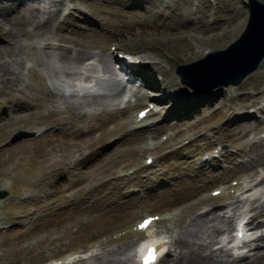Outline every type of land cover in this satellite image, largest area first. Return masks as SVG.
<instances>
[{"label":"rangeland","instance_id":"rangeland-1","mask_svg":"<svg viewBox=\"0 0 264 264\" xmlns=\"http://www.w3.org/2000/svg\"><path fill=\"white\" fill-rule=\"evenodd\" d=\"M72 1H74V5L76 4L77 7H74L76 9L72 8V14L64 17L66 19L63 18L62 20H59L58 12L60 9L63 10L65 3L67 2L66 0H51V1L50 0H35V1L34 0H25V2H21L20 0H0V7H2V5L3 6L20 5L21 6L20 8L22 10L27 8L25 13L30 14L29 22L31 21L27 26L28 28H32L36 24L42 23V22L46 21V19H49L51 17V19H52L51 23H49L47 25V26H50V30L52 28H55L57 25L73 26V27H77V29H83V28L85 29V26H87V27L92 28V29L97 28L98 30H100L98 28V26H99V24L101 25V22L102 23L104 22L102 16L97 17V16H93L92 14L85 16L84 12L86 13V8H85L86 4L84 3V1H82V0H72ZM99 1L101 4L107 6V9H109V7H113V3L111 2L113 0H99ZM155 1H157V0H155ZM164 1H166V2L168 1L167 3L169 5L163 6L165 8V9H163V15L161 14L162 16L161 15L159 16L161 19L159 17L157 19L160 21H165V22H167V20H168V23H170V21H171L172 23L176 24V26H180V29L182 32L183 31H185V32H183V33L181 32L183 34V36L181 38H178L177 36H175L173 38L167 39L166 36H162V37L157 36L155 38V40H150L146 44V47H143L142 49H144L143 50V53H144L143 58L145 60L150 62V64H152L151 62H154L156 64L161 63L160 65L166 66L168 68L167 72L168 71H169V73L171 72L170 74L172 76H174V75L177 76V74L174 71V66L176 64L186 63V62L192 61L193 59L195 60V59L199 58L201 55H203L204 53H206L207 51L218 49V48H224L225 46H227L233 39H235L239 35L241 29L243 28V24L245 23V20L247 18V14H246L247 10H246V7L241 0H211V1L210 0H173V1L172 0H164ZM261 1L264 2V0H261ZM136 2H138L139 5H132V7H128L127 9L128 10L135 9V10H138V11L140 10L143 12L145 10L146 6L148 5L149 8L146 9V13H147V11L150 8H152V6H153L152 5L150 7L147 0H136ZM158 3L159 2L157 1V4ZM155 4H156V2H155ZM29 9L31 10L30 13H28V11H30ZM148 13L149 14L147 16L150 17L151 12H148ZM169 15H171V16H169ZM82 19H84V20H82ZM185 19H186V21H184ZM191 19H192V21H191ZM198 19H200V20H198ZM65 21H67V22H65ZM175 22H177V23H175ZM189 26H190V28H189ZM207 27H209V28H207ZM3 28H5V29L8 28V25H5L3 23V21L0 20V29L2 30ZM218 28H220L221 30ZM1 30H0V47H10L14 50L13 51L14 54L6 53V54H4V56L0 57V65L5 66L9 71V73H7L5 75L0 74V88L3 86L2 82H12V83H14V86L16 84V86L14 88L24 89L23 90L24 92L22 93L21 91H17L11 87H8L6 91L4 90V92L6 93V99H2V97H4V96H2L0 94V100L2 99V101L8 102V106L9 105L12 106V103L10 102V100H8V99H10V97H17L19 99L29 100V101L32 99L31 93L33 91L31 90V87L33 84L32 81H33L34 76L32 75L33 71H31V68H35V67H36L35 70L39 74H41L40 81L42 83L43 88L45 90L52 91L54 94L53 99H52L53 101L51 100V98L46 99L48 102L46 101L45 104L43 103V105L40 104L42 106V108H41V106L37 107V109L41 108V110L44 111L45 113L50 108H52L53 110H57L59 112L60 115H58L57 118H61V117H65V115H66L65 113H61L65 110L64 108L70 107L73 109L75 114H77L79 116L89 115V114L92 115V114L97 113L95 111H100L103 108L111 109L115 106V104L118 103L120 93H121V91L119 89H121L123 87V85L121 82H119V80H116V78H115L116 74L114 72V62L112 59V54H110L108 52L107 48L102 50V48H100L99 46L94 45V46L88 47L87 49H82L79 46L72 45L71 43H68V42H65L62 44L61 43L51 44V47H50V45H48L47 43L51 38L57 39V41H59V37L53 33L48 32L45 35L43 34V36L40 34L39 36L33 35V37H29V36L28 37H26V36H19L18 37V35H13L15 37H13V36L11 37L9 35L4 34V30H3V32ZM219 31H221V33ZM172 32H175V31L173 30ZM212 32H216V38L214 39V41H212L213 39L210 38ZM104 36H106V34H104ZM138 37L141 38V35H137V37H135V40H134L135 43H137V41H139ZM119 38H116L113 40L107 39L104 44H107L110 42L112 44H114L116 40H120ZM58 44H60V45H58ZM116 48H120V47L116 46ZM120 49H122V48H120ZM33 50H34V52H33ZM66 50L70 53V55H74L78 51L80 52L82 50H86V51L88 50L87 54L90 55L88 58H92L93 62L90 65H88L87 67H83V68L80 67L81 61H83L85 59L84 55H85V57H87L86 56L87 54H84L81 59H78V60L75 59L76 61L73 60L74 61L73 63L68 61L71 64H69L65 60L62 61L59 57L60 53H62L63 51H66ZM198 50L199 51L202 50V51L199 52ZM197 52L199 53V55L194 56L195 58H192L191 56L195 55ZM202 52H203V54H202ZM27 53H28V55H27ZM102 58L107 60V62H104V60ZM36 61L38 62V64ZM93 68L100 69V71L102 73L106 72L105 73L106 79H104L100 83H98L99 89L95 90L94 92L83 93L82 95L81 94H74L71 92L64 93L61 90H59L53 83V81H55V80H62V81L73 80V79L77 78L79 75L86 79L90 75L89 71ZM80 70H82V71H80ZM30 73H31V75H30ZM177 78H178V76H177ZM116 86H118V87H116ZM263 90H264V57L260 61L257 68L255 70L251 71L249 74H247L239 84L230 85V86L228 85V88L221 90L222 93H219V91H215V93H217V94H215V95L213 94L212 97L209 98V100H207V101L204 100L201 103H199L200 101H196V99H195V102L199 103V104L195 105V107L193 106L192 108H190L187 111V114H190L189 116H183L180 119L176 120V119H173V115L170 114V115L166 116L165 118H162L160 120V124H161L162 128L158 130V134L156 137H158L160 135V133H162V131H164L165 129L171 128L170 126L173 125L175 123V121L176 122H180V121L186 122L187 121L189 124L188 128L194 126L196 124V122L195 123H189V121H197L195 119L197 116H200V114H201L200 117L207 115V113L209 111L208 110L203 111L204 109H213L216 105L222 106L223 104L221 103V101L224 100V96L230 94V95H232V96H230V99H232V102L228 103V104L230 106H232L230 108V111L235 112L234 113L235 116L232 115V116H234V118L233 119L230 118L229 120L224 122L222 125H220V127L218 126L216 128H212V129L215 131L214 132L215 135H222L221 131L224 130L223 127H225V125L227 124L231 128H233L235 126L237 128L239 126L242 127V133L238 135L239 137L236 136V139L238 138L237 139L238 141H236V139L233 141V143H235V146L234 145L231 146L229 143L233 144L232 142H229L227 139H223L222 137H220L222 140V143L225 144V146H226L224 148L225 152H224L223 156H221V159H218V162H217L218 167L215 169H209V170H210V172L214 171L213 173L216 172L217 174H221V172L225 169L227 170L228 167L233 168V171H231V169L226 171L225 174L228 175V177L225 179H229L236 174H239V175L244 174L245 175L246 172L251 170L254 166L264 163V158L257 159V157H258L257 152L258 151L261 153H264V139L261 137V129H262L261 127H262V123H263V122L261 123V121H263V120L259 121L254 116H251V114H249L250 112H248V111H250L248 109L249 107L257 104L258 102L260 103L261 101H264V91ZM191 91H194V89H191V88L187 87L186 85L181 90L182 93L183 92L185 93V97H187V94ZM262 91H263V93H262ZM189 95L191 96L190 93H189ZM198 96H199V94H198ZM250 97H252V98H250ZM168 98L169 97H166V100H168ZM253 98H254V100H253ZM218 102L221 104H218ZM162 103L163 104L165 103L166 109L168 108L167 106H170V104H171L169 102L167 103V101H164ZM162 103H161V106H162ZM193 103L194 102H191L190 104H193ZM3 105L5 106V109L4 108L1 109V107H0V116L9 115L11 112L13 114H15L16 109L14 110L12 107L9 108L7 106V104H3ZM230 106H225L221 109L222 110L224 109L223 111H226ZM11 108L13 109V111H10V110H12ZM7 110L10 112H8ZM25 110H28V109H25ZM123 110H125V112H126V109H123ZM129 110H131V108H129ZM177 110H179V108L176 107V105H175V108H173L172 111L175 112ZM126 113H128V112H126ZM125 114H124V117H125ZM174 114H176V113H174ZM261 115L264 117V112H262ZM52 118H53V116H52ZM54 118H56V117H54ZM41 119L42 120L40 121V123H37V124H35L34 121L32 120L30 125H32V123H34V125L32 126V128H28V129L27 128L23 129L22 127L19 128L16 126H12L11 129H13V131H11L9 135H7L6 139L1 141L2 147L0 146V151L17 147L18 145H20L24 142L30 141V139L37 138L41 134L37 135V136L32 135V130H37L38 127L44 128V127H48L50 125H53V126L55 125L54 126L55 128H53L54 130H52L51 132L49 131V129H47L43 132L44 135L49 134L47 138L45 137L46 139L50 138V134H51V137L53 138V139H51V142L47 143V142H45L46 140H42L43 143L47 144V146H46L47 149H50L52 147V145L54 144L53 148H51L52 150H48V152L46 153L45 156L39 155V157H37V159H35V161L36 160L40 161L41 159H46V160L50 159L52 161L58 160L62 153L67 154L68 152L66 153L65 151H61L60 149H56L58 147L57 143L63 142V140L62 141L60 140L62 138L61 136H59L60 139L57 140V137H58L60 132L57 133L58 130L56 129V127H57L56 123L51 122V121H53V119L52 120L47 119V118H44V119L41 118ZM214 119H215V117L211 118L210 122H212V121L214 122ZM81 120H82V118H79V120H73V123L76 126L71 125V123H68L67 125H71L72 129H75V128H77V126H80L82 124L80 122ZM220 121H222V120L220 119ZM48 122H50V125L46 124ZM257 122H260V124H256ZM183 123H181V124H183ZM45 124H46V126H45ZM59 124L61 126V124H63V123H59ZM244 125L246 128L244 127ZM82 128H83V130H86L84 127H82ZM178 128L180 129L181 125L178 126ZM18 130L31 132V135L25 136V137L20 138L18 140L12 139V136ZM78 132H80V131H78ZM137 133L140 134V135H136L137 137L144 138L143 133H141V132H137ZM243 134H245V135H243ZM98 135H99L98 131H94L92 133V136L95 139L98 138ZM149 135L152 136L151 133H149ZM88 137H90V135H88V132H87V133H80L77 141H74L71 139L69 141L67 140L68 141L67 145L69 148L68 150L71 151L70 154L82 155V154H79L81 151L80 147H83L87 144V142H88L87 138ZM116 138L117 137H115L114 135H110L107 138H104L103 141L99 142L95 146L96 153L94 155H92L93 157L91 156V154H89L86 158L84 156V159L82 161L83 163L81 162L80 165L76 166L77 167L76 171L81 172L85 176V181H83L84 180L83 177H81L80 179L77 180L74 177L75 173H76L75 168L73 169V167H71L72 170H70V171L71 172L74 171V173L70 174L71 176H73V177L70 176V178L73 180H76L77 183L75 181V183H73V185L75 184L74 186L71 184L72 187L69 185H65L66 190L59 191V190H61V187L65 183H67V177H68L67 172L63 171L60 176L56 175L54 173L55 174L54 176L51 175L50 177H48L46 179V181L43 180L44 181L43 183L41 181H38V180H34L31 183L28 182L29 186L35 185V186L42 188L44 191L48 190L47 184L53 185L54 187L57 188L56 189L57 191L54 193L52 192V194H50V195H45L48 193L43 192V191L35 192L34 190L30 189L29 187L22 185L20 187L19 192L16 194V196H18V198L14 199V201L12 199L13 192H11L10 189H4V188L0 189V191L4 192V195L2 198L5 197L7 199L6 201H5V199H3V200L5 202H8L9 200H12V202L20 201L23 204L27 205L26 206L27 208L28 207L30 208V210H31L30 212L34 211L33 210L34 207L35 208L39 207L41 212H43V213L46 212V215H49V212L52 209L50 208L51 210H49L47 207H49V205H51V207H53L59 201V200L57 201L58 197L61 196L59 193H65V194L70 193L71 194V193L75 192L79 186H83L85 184L89 185L90 183H93V185H95V184L99 185L100 179H103L106 175H111V172L114 170L113 168L114 167L116 168L117 165H124L125 164V165L129 166V165L134 164L132 161H128V159L125 156H122L121 154L117 153V152H119L116 149L119 147L118 146L119 140L118 139L114 140ZM189 145H191V147H193V145L191 143ZM63 146L64 145H62V147ZM123 147H125V145H122L119 148H123ZM169 148H171V147H169ZM193 148L184 149V150H182L181 154H183L184 151H187V150H190ZM194 151L195 150H193L192 152L194 153ZM113 152H114V154H113ZM35 153L36 152H34V151H30V152L26 151L24 155H25V158L27 160H29V158H32ZM85 153H88V152L84 151L83 155ZM108 153H112V156H108L106 159H104V157ZM190 156H191V154H190ZM100 157H101V159L103 157V160L101 162L100 161L96 162V160ZM142 157L143 156L139 155V153L137 152L135 154V158H134V160L136 162L135 161L134 162L137 163L139 160L141 161L143 159ZM228 157L230 158V160H228ZM20 158H21V155H17L16 158L13 155V156H11V158L9 160H6V162L3 165H1V167L3 166L5 168L7 165H9V169H12V168L18 169L20 167V164L21 165L25 164L22 160L18 161V159H20ZM187 158H189V157H187ZM187 158L185 156L181 157V158L178 156V158L176 157L174 159H181V161H184V159H187ZM22 159H23V157H22ZM254 159H256L255 161L257 163L252 162ZM188 161H189V159H188ZM67 164L68 163H66V166H67ZM223 165H224V167H223ZM111 166H113V167L110 168ZM127 166H125V167H127ZM185 166H186V164L184 163V167L182 168L181 171L184 172L185 176L190 177V178H191L192 174H194L198 170H200L201 172H204V174H206V172H208L207 171L208 168H206V166H204V165H200V167H198L196 169H193L194 167H188L187 168ZM233 166H235V167H233ZM102 167H106V170L104 171L105 173L103 175L99 174ZM95 168L96 169L98 168L97 170H94L98 173V175L92 179V175H94L96 173V172L94 173V171H93V169H95ZM108 169H109V171H108ZM203 169H204V171H203ZM192 171H193V173H192ZM114 172H117V170H114L112 173H114ZM143 172H145V171H143ZM170 172L172 173V171H170ZM170 172H168L167 174L165 173L167 176L166 175L164 176V174L163 175L161 174L162 176L160 175L161 176L160 179H161L162 183H165V184L161 185L159 182V185H158L159 187L168 186V185H166V183H170V185H172V182L173 183L176 182L175 181L176 177H174L175 179L170 177L171 176ZM210 172H208V174ZM177 173L178 172L176 171L175 174H177ZM4 174L5 175H3V173L1 174V172H0V179L2 180V181H0V184L1 185H9L10 178L8 176L10 174H8V171H6V172L4 171ZM208 174H206V176L205 175L203 176L206 178V179L204 178V180H207L208 177L210 178L212 176V175H208ZM136 178L138 179L139 177H136ZM109 179L115 180V182H108ZM123 179H125V178H123ZM29 180H31V179H29ZM117 181H119V180H117ZM146 182H148V181H146ZM198 183H201V182L198 181ZM263 183H264V174H261L258 177L254 178L253 180H251V182H250V184L252 186H254V188H255V193L253 194V196H251L249 198L241 197L239 199H237L236 196H234L231 198H227V200L225 198L218 199L216 201L212 200L207 205L209 207V210L207 211V213L199 214L198 209L193 208V210L191 209L189 211L188 210L184 211L183 215H181L179 218L177 216L176 217L177 221L175 220V223L177 224V231L173 233L172 242H171V245L169 248L170 253L165 258V262H167V261L170 262L171 258L177 259V257L182 255V253L186 252L185 251V250H187L186 246H190V245H194L195 247L198 245H203L202 246V253L212 255L213 261L210 264H242V263L250 264V263L256 261V260H254L252 262H249L254 257V255H256V253L258 254V253H261L264 251V246H263L264 245V234H260V232L262 231V228L264 227V210H263L264 209V198H263V194H262L263 192L261 190V186H263ZM128 184H131V183H128ZM144 184H146V183H144ZM150 184H152V183H150ZM125 186L126 185H120L119 189L121 191H123L126 188ZM117 187H118V183H116V179H114L113 176L109 177V178H107L106 182H102L101 185L99 186V188L94 190L95 193L93 191V195L91 194L92 192L91 193L89 192V194H88L89 196L87 195V197H86L87 199L85 197L81 196V197H79V199L83 198V199H81L82 201L78 199L77 203H74L73 206H70V207L66 206L68 208H64V209H65V211H67L71 208H74L79 203H82V206H84V205L89 206L91 204H93V206H94L96 204H100V202L102 201L101 195L105 196V197L107 196V198L103 197L104 198L103 199L104 204H102V206L103 205L104 206L105 205L111 206V205H113V203L117 205V203L120 204V203L129 202L128 200H130V198H133V197H135V199H136V196H134V195H131L128 198H126V196H121L118 192L119 189ZM58 188H60V189H58ZM111 188H116L114 190H117V191H114V193H113V191H110ZM62 189H64V188H62ZM158 189L159 188H157L156 190H154L152 192H146L145 194H154ZM90 196H92V197H90ZM63 198H64V200L66 199L65 197H63ZM90 198H92V199H90ZM117 199H118V201H117ZM124 199H126V200H124ZM145 199H143L141 201L135 200L136 203H134V204H136V205L132 206L128 210H135V208L138 205L142 204L143 202H145L147 204L150 203L148 200L149 198L146 200ZM113 200L116 201L117 203L114 202ZM193 202H194V200L192 197L191 199H188V201H186L184 203H180V204H179V202H176L174 204L173 203H171V204L167 203L168 205H165V208H167V206L179 204V206H180L179 208H181V213H182L183 207L185 205H187L189 203H193ZM235 203H237L238 204L237 206H239V207H241L243 204L246 203V204L251 206V209H249L247 211H252L253 213H255L259 209H261L263 214L259 215V212H258V215H255L256 217H255V219H253V221H254V223H257L259 221V224L256 226V229H252L248 233V236L257 234L256 240H257L258 244L260 245V247L251 253L253 255L250 256V260L245 259V260H241V261H233L232 262V261L228 260L227 250H225V247H223L224 243L222 245H220V244L225 238L229 237V230L231 229V226H232L233 214H235V212L236 213L239 212V211H235V207H236ZM66 205H71V204H70V202H68V203L66 202ZM222 206H224V208H222ZM165 208H163V209H165ZM59 210H62V209H60V208L55 209V212H60ZM153 210H158V209H153ZM18 211H20V207H17L12 212H8V217H7L8 221H10L9 217L15 216ZM91 212H92L91 210L90 211L83 210V211L76 213V215L78 217L77 221L79 220V222H80V220L83 218V220H81V222L82 223L87 222V218L89 220ZM244 212H246V211H244ZM28 213L25 216L24 215H16L15 218H16V221H18L19 219H21V220L24 219L26 216H27V218H31L33 216L32 220L34 223H32V226L30 228H28V229H32V230H28V229L23 230V226L21 229L20 225L17 224L16 222H14L11 225V227L8 228V229H10V230H8V233L0 234V239H5V240H7V238H6L7 236L13 235L11 237L15 238L16 234H18L19 235V238H18L19 242H17V243H13L12 241H10V242L13 245L17 244L16 246H19L21 249L20 250L19 248H15L16 251H14L15 249L13 250L11 248L12 250L9 249L10 252H8L9 250L8 251L6 250V251H4L5 253L4 252L2 253V250H0V264H28L29 262H31V260L33 258L32 256L36 255L38 252L42 254V257H43L42 260L49 257V256L51 257L52 255H54L56 253H61L64 250L69 249V248L64 247L63 244H66V243L64 242L65 239L63 240V237L68 238L69 240L72 237H77L80 241L82 240V242L78 243V244L85 246L86 242L89 243L93 239V237L97 236V235H93L92 237L83 241V237L81 236V233L84 234L90 228L89 226L82 227L81 233L77 232V229H76V232L72 231L71 234H68L66 231L67 227H65V225H68L69 226L68 228L72 230V227H71L72 224L73 225L76 224V223L75 224L73 223V217L72 216L70 218H67V219L63 218L62 221L58 225H56L53 223V219H54L53 217H57L58 215H56L54 213L51 214L53 216V217H51L52 218L51 220L45 219L44 221H42L41 217H45L46 215L40 213V216L38 215V217H37V214L35 212L31 213L30 215H28ZM93 213H95V212H93ZM96 214H98V213H96ZM81 215H82V217H81ZM0 216H1V214H0ZM58 220H61V219H58ZM123 220H125V218H122L121 216L116 215L115 217H113L111 222L113 223V225H115L117 223L120 224V222H122ZM41 222L43 225H41ZM261 225L263 227H261ZM211 226H213V229H215V230H213L211 228ZM75 227H78V226H75ZM112 229L116 230L114 227H112L108 231H110ZM4 230H7V229H4ZM1 231L2 230H0V232ZM30 231H32V232H30ZM28 232H30V233H28ZM20 233H23V234L25 233L26 237L25 236L20 237ZM103 234H104V232L98 234V236H101ZM56 240H58L60 242L59 246H56L55 243H53V241H56ZM129 240H130V238L126 237L122 241L123 244H122V242L120 243V241H116V242H113L112 244H108V245L103 247V253L98 254L96 257L91 258L90 260L81 259V260L75 261L73 264H112L113 262H114L113 264H115V263L116 264H132L133 263V247L131 245V240L130 241ZM180 240L183 243H185V245H183V243ZM254 241H255V239H254ZM175 242L178 243L177 245H179V247L176 246L174 248V246L176 245ZM56 244H58V243H56ZM1 247H2V249L4 247H5V249L10 248V246H4V245L3 246L0 245V248ZM27 247H28V249H26ZM61 247H62V249H60ZM58 249H60V250H58ZM178 263L184 264L182 262H178ZM31 264H37V263L33 262ZM172 264H173V261H172Z\"/></svg>","mask_w":264,"mask_h":264},{"label":"bare ground","instance_id":"bare-ground-1","mask_svg":"<svg viewBox=\"0 0 264 264\" xmlns=\"http://www.w3.org/2000/svg\"><path fill=\"white\" fill-rule=\"evenodd\" d=\"M82 1H84V3L86 4L85 5L86 13L84 12L85 16H87L89 14H92L93 16H97V17L98 16H102L104 22L103 23L101 22V25L99 24L98 28L100 30H98L97 28L92 29V28H89L87 26H85V29L84 28L83 29H77V27L65 26V25H57L55 28H52L50 30V26H47V25L49 23H51V20H52L51 17L50 18L48 17L49 19H46V21H44L42 23L36 24L32 28H28L27 26L31 22V21L29 22L30 14H26L25 12H26L27 8L22 10L20 8L21 7L20 5H17V6H3L2 5V7H0V20L3 21V23L5 25H8V28H6V29L3 28L2 30L1 29L0 30L2 32L4 30V34L9 35L11 37L13 35H18V37L19 36L33 37V35L34 36H36V35L39 36L40 34L43 36V34L45 35L46 33L50 32V33H53V34L57 35L59 37V41L61 40V41H64V42L71 43L72 45L79 46L82 49H87L88 47L97 45L100 48H102V50H104L106 48L108 50L109 46L112 43L110 42V43L104 44L105 41L107 39L113 40V39H116V38L120 37L119 38L120 40H116L115 43H114V45H115V48H114L115 55L120 53V52H128V51H131L133 49L146 47V44L150 40H155V38L157 36L158 37L159 36L160 37L166 36L167 39L168 38H173L175 36H177L178 38H181L183 36L182 33L185 32V31L182 32L181 29H180V26H176V24L172 23L171 21H170V23H168V20H167V22H165V21H160V20L157 19L161 14L163 15V9H165L163 7V3H164V5H169L164 0H157L159 2L158 4H157V1H155V0H147L148 4L150 5V7L153 5L152 8H150L147 11V13H146V9L149 8L148 5L146 6V8H145V10L143 12L140 11V10L139 11L135 10V9H132V10H128L127 9L128 7H132V5H139V3L136 2V0H113V1H111L113 3V7H109L110 10L107 9V6L101 4L99 0H82ZM155 2H156V4H155ZM74 6H76V5H74ZM155 7L159 8L160 10H154ZM30 12H31V10L28 11V13H30ZM148 12H152V18L147 16L149 14ZM169 16H171V15H169ZM64 19H66V18H64ZM198 20H200V19H198ZM184 21H186V19ZM191 21H192V19H191ZM65 22H67V21H65ZM175 23H177V22H175ZM189 28H190V26H189ZM207 28H209V27H207ZM218 29H220V28H218ZM173 30L175 32H172ZM219 32L221 33V31H219ZM104 34H106V36H104ZM137 35H141V38L138 37L139 41H137V43H135L134 40H135V37H137ZM211 36H210V38H212L213 39L212 41H214V39L216 38V32H212ZM13 37H15V36H13ZM116 46H119L122 49L116 48ZM13 51L14 50L12 48H10V47H0V57L4 56V54H6V53L14 54ZM87 51L86 50H82L80 52L79 51L76 52L74 55H70V53L66 50V51H63L62 53H60L59 57H60V59L62 61L65 60L66 62L69 61V62L73 63L74 62L73 60L81 59L84 54H87L88 53ZM201 51H199V52H201ZM33 52H34V50H33ZM202 54H203V52H202ZM27 55H28V53H27ZM197 55H199L198 52L195 55H192L191 57L195 58L194 56H197ZM86 56L87 57H85V55H84V58L88 59V57L90 55L87 54ZM103 60H104V62H107V60H105V59H103ZM37 64H38V62H37ZM69 64H71V63H69ZM142 67L139 68L136 72L138 74H143L144 76H146V79H145L146 82H148L149 76H151V75L154 76L156 78V81L153 80V81H150L149 83H150L151 86L152 85H155V86L158 85L159 86L158 88H160V90H161V95L162 96H168V97H173V98L175 96H177V95H173L172 94V90L174 88L180 87L176 83L177 77L175 75L172 76L170 74L171 72L170 73H169V71L167 72V67L162 66V65H160L158 63L157 64L156 63H152L151 65H148V66L145 64ZM35 69H36V67L35 68H31V71H33L32 75L34 77L32 76L33 77V81H32L33 84H32L31 90L33 92L31 93L32 94V99L30 101L29 100L19 99L17 97H10V99H8V100H10V102L12 103V106H10V105L8 106V102L2 101V99H6V93L4 92V90L6 91L8 87H11V88H13V89H15L17 91H21L23 93L24 89L14 88L16 86V84L14 86V83H12V82H2L3 86L0 88V94L2 96H4V97H2V99L0 100V107H1V109L2 108L5 109V106L3 104H7V106L9 108L12 107L14 110L16 109V111H15V114H13L11 112L9 115L0 116V146H1V141L6 139L7 135H9L11 131H13V129H11L12 126H16V127H19V128L22 127L23 129L24 128L28 129V128H32L34 123L35 124L40 123V121L42 120L41 118H43V119L47 118V119H51V120L53 119V121H51V122H55L56 125H57V127H56V129L58 130L57 133L60 132L58 137H57V140L60 139L59 136L62 137L60 140L61 141L63 140V142H58L57 143L58 147L56 149H60L61 151H65L66 153L67 152L68 153L67 154H63L62 153L58 160H53L52 161L50 159H47V160L46 159H41L40 161H37V160L35 161V159H37V157H39V155H44L45 156L46 153L48 152V150H52L51 148H53V146H54V144H53L50 149L46 148L47 144L43 143L42 140H46L45 142L49 143V142H51V139H53V138L51 137V134H50V138L46 139L49 134L48 135H44V133L42 135L38 136L35 139H30V141H27V142H24V143L18 145L17 147L10 148V149H7V150H1L0 151V172H1V174L3 173V175H5L4 171L5 172L8 171V174H10L8 176L10 178V180H9L10 182H9V185H1L0 184V189H3V188L4 189H10L11 192H13V197H12L13 201H14V199L18 198V196H16V194L19 192L20 187L22 185H25L26 187H29L30 189L34 190L35 192L43 191V192H46L48 194H52V192L53 193L56 192L57 188L54 187L51 184H47L48 190L44 191L42 188H40L38 186H35V185H30L29 186L28 182L31 183L34 180H38V181H41L43 183L51 175L54 176L56 174V175L60 176L63 171L67 172V176H68L67 177V183H65L61 187V190H59V191L66 190V186L65 185L71 186V184L73 185V183H75V181H76V180H73V179L70 178V176H71L70 174L74 173V171L71 172L69 170V168L66 167V163L69 164V163H71L72 160H74L75 164H79L80 165L81 162L84 159V156H85V155H83L84 151L88 152L87 155L85 156V158L89 154H91V156L94 155L96 153L95 146L99 142L103 141L104 138H107L110 135L118 134V136H119V138H118V140H119L118 146L121 147L122 145H125V147L116 148L119 151L117 153L121 154L122 156H125L128 159V161H132L135 158V154L137 153V150H142V151L148 150L146 147H140L139 143H141L143 141V139L147 135H149V133H151V135H152L151 137H156L157 134H158V130L162 128L161 124L156 123V125L151 126V127L147 128V129H143V130L133 129L131 126L130 127L128 126V125H130L131 121L128 123L127 121L123 120L125 110H123L122 108H111V109L103 108V109H101L100 111H98L95 114L79 116V115L75 114V112L73 111L72 108L65 107L64 108L65 110L63 112H61V113H65L66 115H65V117H61V118H57L58 115H60L57 110L51 109V110H48V112L46 111L47 113H45L44 111L41 110V108H42L41 105H43V103L45 104V102L47 101L46 99L51 98V100H52L54 94H53L52 91L45 90L43 88L42 83L40 81L41 74H39ZM7 73H9L8 69L5 66L0 65V74L1 75H5ZM30 75H31V73H30ZM116 87H118V86H116ZM223 88H225V87H222V89ZM215 91H219L220 92L219 88L218 89L216 88V89H214V91L212 93H209V94L213 95V94H215ZM263 91H262V93H263ZM154 93H157V92H154ZM191 93H192V91H191ZM220 93H222V92H220ZM188 94H187V97H185V93L183 92L182 95H181V98L173 99L171 104L173 103V105H176L178 103L179 104L180 103H184L185 105H188V103L191 101V99L189 98ZM209 94L206 95V99L209 97ZM136 96H137L138 100H142V103L145 101V99L147 97V96L141 95V94H136ZM158 97L161 98V96H158ZM250 98H252V97H250ZM253 100H254V98H253ZM229 102H230L229 100L228 101L222 100L221 103L223 104V106H226V104H228ZM218 104H219V102H218ZM39 106H41V108L37 109V107H39ZM25 109H28V110H25ZM205 110H208L209 112L207 113V115H204L203 117H200V119H199L200 123H201L200 125L195 124L194 126L188 128L183 133V132L180 131L181 128L180 129L178 128V126L181 125L180 123H183V122H181V121L180 122H176L175 121V123L170 126L171 128L175 129V132L173 133V137L169 136V138H167L164 141H160V142L159 141H155V142H152L150 145H148L149 147L153 148L154 153L156 154V160L155 161L162 160V166L159 165V167L161 169H164V171L167 169L166 172H168V169H170V171H172V173L174 174L172 176L176 177V180H175L176 182L173 183V186L163 187V188L160 187L154 194H145L144 197L146 199L149 198L148 200H149L150 203L147 204V203L143 202L142 203L143 205L142 204L138 205L135 208V210H128L132 206L136 205V204H134V203H136V201L143 200L139 196H136V199H135V197L130 198V200H128L129 202H125V203H120L119 204V203H117L116 201L113 200L114 202L117 203V205L113 203V205H111V206L110 205L109 206H106V205L102 206V204H104L103 203L104 202V200H103L104 198L103 197H105V196L101 195L102 201L100 202V204H96L94 206H93V204H91L89 206H87V205L82 206V203H79L74 208H71V209H69L67 211H65V209L63 208L64 210H59L60 212L52 211L50 209L51 207L49 206L47 208L49 210H51V211L49 212V215H46L45 217H41L42 221H44L45 219L51 220L52 219L51 217H53L51 214L54 213V214H56L58 216L57 217H53L54 218L53 219V223L58 225L62 221L63 218L67 219V218H70L72 216L73 217V223L74 224L76 223L77 225L76 224L75 225L72 224L71 227L73 228V226H78L77 227V232L81 233L82 227H86V226L90 227L84 234L81 233V236L83 237V240L88 239V238L92 237L93 235H98V234L103 233V232L106 235H110V234H107L106 232H107V230H108V228L110 226H113V223L111 221H112L113 217H115L116 215L121 216L122 218H125V220L120 222V223H123L125 221L132 220L135 216H137V211H138L139 207L143 208V206H149V207H152V208L154 207L153 209H160V208H165V205H168L167 203H170V204L171 203L174 204L176 202H179V204L180 203H184V202L188 201V199H191L192 196H194L196 193H197L196 195H198L200 193L199 191L201 189L203 190L204 188H206L209 185H215L216 186L219 180H223L224 177L227 176L226 174H223V175L220 174V176H214L212 178L210 177V180H204V178H205V177H203L204 176V172H201L200 170H198L190 178V177L185 176L184 172L181 171L182 168L184 167V163L186 164L185 167H187V168L189 167V166H187V164L189 165V162H187V160H185V159H184V161H181V159H174L176 157L178 158L179 153L181 154V151L183 149L182 147L179 148V149L173 147L174 143H178L182 139H184L185 137L190 136V135L194 134L195 132H197L198 130H201V129H204V128L206 129V130H203L204 133H205L207 130H209L208 127H209V125L211 123H216L213 126H217L219 123H222V121L219 122V118L220 117L221 118L224 117V115L226 114V112H225L222 115L221 108H219V109H217L215 111L214 110L212 111V109H204L203 111H205ZM160 111H161V109H159L157 111V113L158 112L160 113ZM8 112H10V111H8ZM51 115L53 116V118H52ZM149 115H150V112L147 115V118L149 117ZM136 116H137V114L135 115V117H133V120L142 121V120H139L138 117H136ZM54 117H56V118H54ZM214 117H215L214 121H217V122H213V121L210 122L211 118H214ZM79 118H82V120L80 121L82 124L80 126H77V128L72 129L71 125L76 126L73 123V120H79ZM32 120L34 121V123H32V125H30ZM197 122H199V121H197ZM59 123H63V124H61V126H60ZM68 123H71V125H67ZM46 124L50 125V122H48ZM46 124H45V126H46ZM245 125H244V127H245ZM54 126L50 125V132L52 130H54L53 129V128H55ZM82 127H84L85 129L89 130L88 131V135H90V137L87 138L88 139L87 144L85 146H83V147H80L81 151H80L79 154H82L81 156L83 157V158L80 157V158H82V159H80L79 157H75L74 154H70L71 151L68 150L69 148H68L67 143H68V141L70 139L74 140V141H77L78 136L81 133V130H83ZM196 127H197V129L193 130ZM223 129L224 130L221 131L222 135H216L217 139L218 138L220 139V137H222L223 139H227L229 142H232V143L236 139V136H238L239 134L242 133V127H240V126L238 128L236 126L231 128V127H229L226 124L225 127H223ZM77 130L80 131V132H78ZM189 130H191V131L189 132ZM94 131H98V134H99L98 138H96V139L93 138V136H92V133ZM137 132L143 133L144 134V138L137 137L136 135H140ZM188 132H189V134L184 136ZM243 135H245V134H243ZM177 137H181V138L177 139ZM170 139L175 140L174 142H172L173 144H169L170 143ZM237 139H236V141H238ZM135 144H137V146ZM167 144H169V146H171V148L163 149L164 147L167 146ZM233 144H235V143H233ZM62 145H64V146L62 147ZM190 148H192V147H190ZM203 148H205V145L200 146V147H196L195 149H197V150L199 149V152H201ZM26 151H29V152L30 151H34L36 153L33 155L32 158H29V160H27L25 158V155H24ZM257 153H258L257 159L264 158V153H261L259 151ZM113 154H114V152H113ZM13 155L15 156V158H16L17 155H21V158L18 159V161L22 160L25 164L24 165L20 164V167L18 169H15V168L9 169V165H7L5 168L3 166L1 167V165H3L6 162V160H9L11 158V156H13ZM108 156H112V153L106 154L104 159H106ZM22 157H23V159H22ZM170 158H172L174 160H171ZM102 160H103V157H102V159L100 157V158H98L96 160V162L97 161L101 162ZM228 160H230V158H228ZM255 160L256 159H254L252 162H256ZM112 167L113 166H111L110 168H112ZM233 167H235V166H233ZM97 169L95 168V169H93V171L97 170ZM109 169H108V171H109ZM155 169L156 168H154L153 172L155 171ZM76 170H77V167H75V171ZM105 170H106V167H102L101 171L99 172V174L103 175L105 173L104 172ZM176 171L178 172L177 174H175ZM203 171H204V169H203ZM231 171H233V169H231ZM95 172L96 171H94V173ZM156 172H158V171H156ZM192 173H193V171H192ZM207 174H208V172H207ZM97 175H98V173L96 172L94 175H92V179L94 177H96ZM205 176H206V174H205ZM71 177H73V176H71ZM74 177L77 180L80 179L81 177H83L84 178L83 181H85V176L81 172H77L76 171ZM123 178H125V177H123ZM29 179H31V180H29ZM138 180H141V179L138 178ZM0 181H2V180L0 179ZM198 181H200L201 183H198ZM219 182H224V181H219ZM76 183H77V181H76ZM101 183L102 182L99 181V184H101ZM87 186L89 187V192L90 193L92 192L91 193L92 195H93V191L95 189L99 188V186L97 184H95V185H93V183H90L89 185L85 184L83 186H79L76 189V192H74V194L69 195L68 197L72 196L73 199H75L76 197H79L83 193L84 189ZM230 187H231V185H230ZM62 188H64V189H62ZM58 189H60V188H58ZM114 189H116V188H111L110 191H113V193H114V191H117V190H114ZM118 192L122 196V192L120 190ZM94 193H95V191H94ZM59 194L61 195V193H59ZM128 195H130V194H128ZM227 196H229V195H223L222 197H227ZM68 197H65V198L67 200H69L70 198H68ZM90 197H92V196H90ZM105 198H107V196ZM66 199L64 200V198L61 195V196L58 197L57 200H59L58 203H64V202H66ZM81 199H83V198H80L79 200H81ZM90 199H92V198H90ZM212 199H214L215 201L218 200L217 198H212ZM225 199L227 200V198H225ZM117 201H118V199H117ZM206 202L207 201L204 202V201L196 200L194 203H189V204L185 205L183 207V209H182V213L179 214L178 218L181 215H183L184 211H187V210L189 211L191 209L193 210V207H196V205L202 204V206H203V205L206 204ZM26 206L27 205L23 204L20 201L12 202V200H9L8 202H5L3 200L1 205H0V213L2 215L1 220L7 218L8 217V212L14 211L17 207H20V211H18L16 214L19 215V214H23L24 213V215H27V212H29L30 208L29 207L27 208ZM202 206H200V207H202ZM35 210L37 212L41 213L39 207H36ZM83 210H88V211L91 210L92 211L90 213L89 220L87 218V222H85L86 224L81 222V220H83V218L80 220V222H79V220L77 221L78 217H77L76 213H78L80 211H83ZM141 210H143V209H141ZM93 212H95V213H93ZM96 213H98V214H96ZM15 216L9 217V220L11 222L15 221L14 220ZM81 217H82V215H81ZM24 219H27V216ZM24 219H22V220H24ZM58 219H61V220H58ZM10 221L2 220V221H0V223L10 222ZM29 222H32V220L30 219ZM41 225H43L42 222H41ZM65 227H67V230H66L67 233L71 234L72 230L70 231V229L68 228L69 226L65 225ZM211 228L213 229V226H211ZM116 229L117 230H121V228H116ZM213 230H215V229H213ZM6 231L7 230H4V231L2 230L0 232V234L8 233V231L7 232ZM30 232H32V231H30ZM30 232H28V233H30ZM129 235H131V234L128 233V234L119 236V238L114 240V241H120V243H121L126 237L128 238ZM11 236H13V235L7 236L6 237L7 240L0 239V245H2V246L3 245L4 246H10V248H6L3 251H6V250L8 251V249H11V248L13 250L15 248H19L20 249L19 246H16L17 244L13 245L10 242V241H12L13 243L19 242L18 241L19 235L16 234L15 238H12ZM21 236H25L26 237L25 233L24 234L20 233V237ZM114 241H109L108 243L114 242ZM78 242H79V239L77 237H72L69 240V244H71L73 246L75 245V243H78ZM122 244H123V242H122ZM175 244H174L175 245L174 248L176 246L179 247V245H177L178 244L177 242H175ZM183 245H185V243H183ZM202 246L203 245H198L196 247L194 245L186 246L187 247V250H185L186 252L182 253V255L177 257V259L175 258L176 260H173V263L177 264L178 262H182L184 264H210L213 261L212 255L203 254L202 253ZM64 247H66V246L64 245ZM66 248H68V247H66ZM0 249L2 250V247ZM26 249H28V247ZM60 249H58V250H60ZM14 251H16V249ZM8 252H10V250ZM32 257L33 258L31 260V262H29V263H33V262L38 263V262L42 261V258H43L42 254L39 253V252L36 255H33ZM255 260L256 261H254V262H252L250 264H264V251ZM178 264H180V263H178ZM242 264H248V263H242Z\"/></svg>","mask_w":264,"mask_h":264},{"label":"water","instance_id":"water-1","mask_svg":"<svg viewBox=\"0 0 264 264\" xmlns=\"http://www.w3.org/2000/svg\"><path fill=\"white\" fill-rule=\"evenodd\" d=\"M248 17L239 35L226 47L176 69L182 82L199 91L216 85L238 84L264 57V2L249 0Z\"/></svg>","mask_w":264,"mask_h":264},{"label":"snow or ice","instance_id":"snow-or-ice-1","mask_svg":"<svg viewBox=\"0 0 264 264\" xmlns=\"http://www.w3.org/2000/svg\"><path fill=\"white\" fill-rule=\"evenodd\" d=\"M144 113H141V116H143ZM154 219H157L156 217H151L149 219H146L143 221L142 224L139 225V228L141 230L146 229ZM155 247L154 246H150L149 250H148V256L145 259V264H154L155 259H156V255H155Z\"/></svg>","mask_w":264,"mask_h":264}]
</instances>
